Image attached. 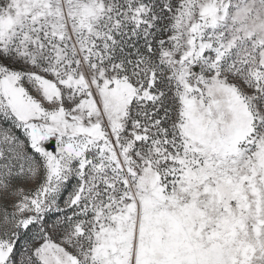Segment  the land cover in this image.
Instances as JSON below:
<instances>
[{
    "label": "snow or ice",
    "instance_id": "obj_1",
    "mask_svg": "<svg viewBox=\"0 0 264 264\" xmlns=\"http://www.w3.org/2000/svg\"><path fill=\"white\" fill-rule=\"evenodd\" d=\"M0 264H264V0H0Z\"/></svg>",
    "mask_w": 264,
    "mask_h": 264
}]
</instances>
